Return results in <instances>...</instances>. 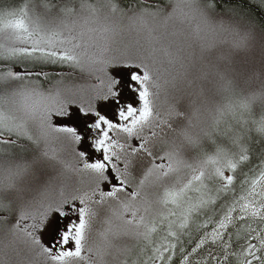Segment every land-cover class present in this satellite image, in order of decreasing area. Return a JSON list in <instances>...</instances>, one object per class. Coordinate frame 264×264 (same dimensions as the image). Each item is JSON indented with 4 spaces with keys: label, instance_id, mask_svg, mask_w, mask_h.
<instances>
[{
    "label": "snow or ice",
    "instance_id": "obj_1",
    "mask_svg": "<svg viewBox=\"0 0 264 264\" xmlns=\"http://www.w3.org/2000/svg\"><path fill=\"white\" fill-rule=\"evenodd\" d=\"M0 264H264V0H0Z\"/></svg>",
    "mask_w": 264,
    "mask_h": 264
},
{
    "label": "rangeland",
    "instance_id": "obj_2",
    "mask_svg": "<svg viewBox=\"0 0 264 264\" xmlns=\"http://www.w3.org/2000/svg\"><path fill=\"white\" fill-rule=\"evenodd\" d=\"M130 39H131V37H128L127 40H126V37H125V38H124V42H125V41L127 42V41L130 40Z\"/></svg>",
    "mask_w": 264,
    "mask_h": 264
},
{
    "label": "trees",
    "instance_id": "obj_3",
    "mask_svg": "<svg viewBox=\"0 0 264 264\" xmlns=\"http://www.w3.org/2000/svg\"><path fill=\"white\" fill-rule=\"evenodd\" d=\"M128 37H126V40H127ZM126 42V41H125Z\"/></svg>",
    "mask_w": 264,
    "mask_h": 264
}]
</instances>
